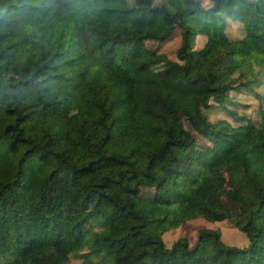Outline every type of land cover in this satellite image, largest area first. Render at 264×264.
Masks as SVG:
<instances>
[{
  "label": "trees",
  "instance_id": "trees-1",
  "mask_svg": "<svg viewBox=\"0 0 264 264\" xmlns=\"http://www.w3.org/2000/svg\"><path fill=\"white\" fill-rule=\"evenodd\" d=\"M95 13L111 27L91 24ZM229 22L240 35L229 36ZM175 29V57L145 45ZM8 30L18 72L0 67V264H65L71 253L85 264H155V255L168 264H264V108L253 119L227 104L231 91L264 95V0H0V38ZM121 76L133 79L145 131L124 151L110 145L108 107L95 93ZM21 83L95 110V123L46 114L30 130L34 104L10 94ZM217 105L239 121L210 119ZM64 129L76 150L61 141ZM176 144L195 145L204 161L172 180L148 217L134 204L142 185L165 180ZM59 174L88 203L71 221L51 209ZM17 193L29 200L23 210ZM195 216L226 218L248 244H227L209 227L191 246L185 236L164 242V230Z\"/></svg>",
  "mask_w": 264,
  "mask_h": 264
},
{
  "label": "rangeland",
  "instance_id": "rangeland-1",
  "mask_svg": "<svg viewBox=\"0 0 264 264\" xmlns=\"http://www.w3.org/2000/svg\"><path fill=\"white\" fill-rule=\"evenodd\" d=\"M90 23L105 29L111 27L110 21L101 17L98 13H95L90 19ZM227 32L229 36L233 37L240 35L242 31L237 22H229ZM15 36V31L8 30L0 38V48L4 50V55L0 59V67L4 73L10 75H16L18 72ZM179 41L178 29H175L174 33L167 39L162 41L146 40L145 45L157 51H162L170 57H175V49ZM199 42V39H197L196 43ZM132 82L133 79L127 76L114 77L107 83L99 86L95 91L97 96L102 98L108 107L105 118L110 124L111 129L109 142L118 151L127 150L132 144L140 143L145 134L141 113L132 103ZM260 90L262 93L264 92V85L260 87ZM10 94L15 99L28 100L34 104L35 110L27 122L30 130H35L46 114H53L59 118H68L71 114H74L76 121L86 129L90 128L97 118V113L93 109H80L67 100L51 101L50 97L43 93L42 87L39 84L21 83L18 87L11 89ZM230 96L231 99L227 101V104L230 108L238 112V116L244 114L253 119H258L257 106L261 105L264 108L263 94L260 99L243 91L235 93L231 91ZM208 116L212 120L226 118L232 123L239 121L234 118L233 114L218 105L208 110ZM60 139L73 151L76 150L75 136L71 129L62 130ZM173 151L174 157L168 162L165 180L161 184L152 186L142 185L139 198L134 204L138 210L142 211L148 217L155 214L157 203L167 198V191L171 181L179 178L189 164L204 161V153L195 145L176 144L173 147ZM70 188V180L59 174L57 183L52 190L51 205L53 211L59 212L68 221L73 220L76 214L80 213L88 205L87 202L82 201L73 193ZM17 199L21 210L29 204V200L25 198L23 193H17ZM201 227L219 230L222 240L227 244L243 246L249 242L247 234L226 218L208 219L204 216L183 219L176 226L164 230L162 238L169 245L177 236H185L188 244L191 246L195 243L198 229ZM154 262L155 264H168L166 258L160 255L154 256ZM65 264L85 263L80 255L71 253ZM94 264L103 263L94 257Z\"/></svg>",
  "mask_w": 264,
  "mask_h": 264
}]
</instances>
